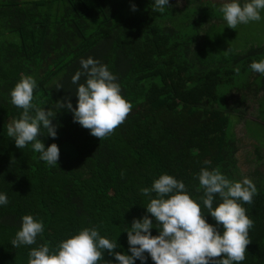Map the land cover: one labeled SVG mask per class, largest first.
<instances>
[{"label": "trees", "instance_id": "trees-1", "mask_svg": "<svg viewBox=\"0 0 264 264\" xmlns=\"http://www.w3.org/2000/svg\"><path fill=\"white\" fill-rule=\"evenodd\" d=\"M213 4L186 0L179 7L170 0L159 12L154 0H0V192L9 199L0 207V264H28L30 248L55 249L94 226L117 240L114 251L130 255L124 230L146 214L149 202L139 189L164 173L182 180L215 224L200 201L196 176L201 168H219L230 180H242L230 99L234 90H264V75L251 77L249 67L264 59V43L225 54L226 38L221 43L214 36L218 18L206 15ZM88 57L108 66L131 104L124 122L102 140L57 103L70 97L76 106L71 77ZM236 68L247 71V80H237ZM23 75L37 81L36 107L54 116L57 137L39 138L46 147L58 145L55 167L31 144L18 149L7 136L8 124L22 112L9 92ZM257 174V194L243 205L254 224L242 264H264V174ZM219 202L217 196L214 207ZM29 214L43 221L44 232L36 245L13 248L21 217ZM104 259L114 258L106 251ZM147 264H154L150 257Z\"/></svg>", "mask_w": 264, "mask_h": 264}, {"label": "clouds", "instance_id": "clouds-1", "mask_svg": "<svg viewBox=\"0 0 264 264\" xmlns=\"http://www.w3.org/2000/svg\"><path fill=\"white\" fill-rule=\"evenodd\" d=\"M169 6L170 0H154V8L159 12ZM132 10H136L135 4ZM219 10L227 27L232 29L264 20V0H224ZM79 64L71 77V83L76 85V106L73 107L70 97L57 103L60 109L66 108L72 114L73 122L102 140L124 122L131 104L122 95L117 76L107 65L93 57L81 58ZM249 67L264 75V59L253 61ZM235 71L238 74L240 70ZM37 87L33 76L23 75L10 90L12 105L22 112L8 124L7 136L15 141L18 149L31 144L41 161L55 167L60 157L58 145L52 143L46 147L39 137L46 135L55 139L57 127L52 123V112L33 103ZM60 87L58 84L57 88ZM196 179L198 190H203L200 201L215 224L207 222L201 203L191 198L185 183L164 173L150 187L139 189L149 202L144 206L146 214L134 218L124 230L130 255L114 251L119 246L117 240L101 235L94 226L84 227L61 240L55 249L48 244L30 248L28 264H136L137 260L147 264L149 257L154 264H242L250 243L249 230L254 224L243 205L253 202L257 194L255 184L247 177L230 180L219 168H201ZM217 196L220 202L214 207ZM8 204L7 194L0 192V207ZM153 228L158 229V235L152 234ZM43 232L42 220L24 215L11 245L13 248L36 245L37 237ZM106 251L114 259L105 260Z\"/></svg>", "mask_w": 264, "mask_h": 264}, {"label": "rangeland", "instance_id": "rangeland-1", "mask_svg": "<svg viewBox=\"0 0 264 264\" xmlns=\"http://www.w3.org/2000/svg\"><path fill=\"white\" fill-rule=\"evenodd\" d=\"M211 1L214 6L206 15H215L218 18L215 20L217 28L214 36L215 38L218 36L221 43L224 41L223 36L226 38L225 54L242 50L250 45L264 43V20L238 25L236 29L229 28L219 10L224 0ZM176 2L179 7H182L186 0H179V2L176 0ZM255 75L257 73L252 72L251 77ZM247 76V71L241 72L237 80L242 83L247 80ZM232 93L230 103L236 111L231 118L232 122L234 120L233 131L238 138L237 158L242 179L247 177L257 180L259 177L257 172L261 171L264 174V106L262 110H259L260 103L264 104V90L257 94L254 89L234 90Z\"/></svg>", "mask_w": 264, "mask_h": 264}]
</instances>
